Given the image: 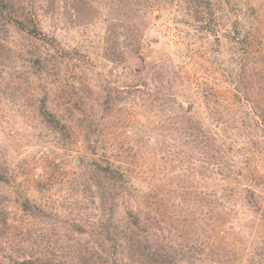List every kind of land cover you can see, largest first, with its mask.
<instances>
[{"label": "rangeland", "instance_id": "rangeland-1", "mask_svg": "<svg viewBox=\"0 0 264 264\" xmlns=\"http://www.w3.org/2000/svg\"><path fill=\"white\" fill-rule=\"evenodd\" d=\"M11 1L27 9L45 36L33 38L8 25L1 32L9 51L0 57V199L8 198L17 223L42 228L47 236L56 231L52 238L59 237L61 246L65 234L78 235L74 221H83L65 211L71 185L83 179L81 159L107 157L133 166V176L140 170V177L166 166L169 202L149 207L162 213L161 223L203 248L194 264H264V125L253 115L251 101L235 90L244 51L264 54V0H172L162 9L145 8L151 0L146 6L135 0ZM37 46L46 64L34 71L29 58ZM112 47L124 54L119 63L109 59ZM56 48L71 53L62 57ZM109 83L136 88L129 123L122 116L103 118L100 135L68 148L36 141L41 125L34 129L17 103L23 92L49 96L48 106L63 114L61 87L69 90L71 102L84 91L95 103L99 86ZM249 96L264 102L263 91ZM199 128L222 144L240 170V184L253 193L243 197L236 182L196 173L197 149L187 132ZM185 152L193 155L186 158ZM170 157L179 162L174 171ZM4 173L8 181L1 178ZM133 188L137 193L119 194L104 214L96 208L84 241L90 242L100 219L115 222L127 207L137 208L146 189L137 183ZM26 198L45 205L49 214L37 220L22 215L15 200Z\"/></svg>", "mask_w": 264, "mask_h": 264}, {"label": "trees", "instance_id": "trees-1", "mask_svg": "<svg viewBox=\"0 0 264 264\" xmlns=\"http://www.w3.org/2000/svg\"><path fill=\"white\" fill-rule=\"evenodd\" d=\"M135 1L143 6L148 4V0ZM171 3L172 0H151L150 6L147 5L145 8L162 9ZM26 10L19 2L0 0V33L8 30V25L19 32H26L33 38L43 37L44 39L45 36L41 35L37 21L32 19L31 14ZM25 12L27 15L24 14ZM139 31L141 32L140 27L136 29V34H133L136 41L132 50L135 52L140 43ZM3 39V33H1L0 57L9 51ZM30 51L29 63L33 70H43L46 60L42 58L39 47ZM109 51L111 55L109 59L112 62L119 63L124 58V54L115 52L113 47L112 50L109 48ZM55 52H60L62 57L71 53L58 48ZM255 53L257 52L251 50L244 51L235 90L241 98L251 101L253 115L264 125V102H256L249 96L253 91L264 92V75L257 74L264 70V54ZM123 86L127 85L109 83L103 87L99 86L100 90L94 99L95 103L87 101L91 93L86 94L84 91L77 100L71 102L69 98L71 93L61 87L58 97L65 103L63 114L48 106L49 96L36 98L23 92L17 94L19 99L17 103L22 109L24 118L34 129L38 128L34 124L41 125L36 134V141L44 140L52 143L53 146L68 148L72 144H80L81 140L85 141L90 135H95V132L100 135L99 128L103 118L122 116V121L129 123L127 115L137 105L135 102L137 90L132 85H128L127 88ZM17 89L19 90L20 87ZM199 129L187 132L195 142L192 143L191 148L197 149L195 154L200 164L197 169H194L196 173L203 179L212 177L213 173H216L220 180L236 182L240 185L239 193L243 197L253 193L254 191L250 190L246 184H240L242 181L237 178L240 170L222 144L216 142L214 138L204 136ZM42 130L43 132H40ZM18 133L25 135L23 131ZM90 151L93 150L88 152ZM185 153H187L186 158H191L190 155H193ZM89 159L91 160L85 161V158L80 160L83 179L71 185L67 197L70 203L65 208L66 213L75 219L78 218L79 221L83 220L82 223L74 221L72 229L76 231L75 233L81 237L84 232H87L85 227L93 223L96 208L103 214L113 209L114 199L123 192L130 193L136 183L137 187L144 185L146 189L143 193L144 198L138 201L137 208L133 210L127 207L115 222L106 216L100 219L99 226L89 233V235L94 234L90 242L84 241L82 237L78 239V235L74 237L75 234L72 233V235L65 234V243L57 246L59 237L52 238L56 235V231L51 233V236H47L46 230L42 228L24 227L18 224L16 216L7 209L8 198L1 196L4 198L0 199V264H179V261L182 263L185 261L187 264L195 263L203 248L196 245L194 241H189L183 236L184 234L174 231V228L169 225L165 226L161 223L164 220L162 213L159 211L158 214H154L151 210L153 207H149L154 205L157 208L159 204L164 207L169 202L165 192L168 193L167 184L170 188L172 182L165 181L170 179L166 166L161 169V172H152V176L140 177L142 175L140 170L134 176L132 175L135 172L133 166L117 164L107 157ZM177 160L169 158L171 164L168 167L171 171L176 168L173 164L179 163ZM1 178L6 181L9 179L5 173L1 174ZM185 189L190 194L188 188ZM137 190L138 188L134 189L131 194L134 191L137 193ZM81 196L82 198L79 199ZM84 198H88L89 201ZM15 201L19 203L20 213L26 217L37 220L49 214L46 206L35 200L26 198ZM151 201L154 204H151Z\"/></svg>", "mask_w": 264, "mask_h": 264}]
</instances>
